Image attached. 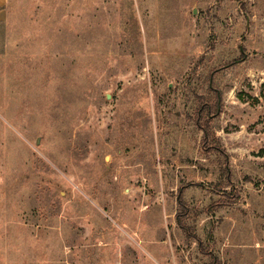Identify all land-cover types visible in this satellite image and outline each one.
<instances>
[{"label": "rangeland", "instance_id": "obj_1", "mask_svg": "<svg viewBox=\"0 0 264 264\" xmlns=\"http://www.w3.org/2000/svg\"><path fill=\"white\" fill-rule=\"evenodd\" d=\"M0 264H264V0H6Z\"/></svg>", "mask_w": 264, "mask_h": 264}, {"label": "crops", "instance_id": "obj_2", "mask_svg": "<svg viewBox=\"0 0 264 264\" xmlns=\"http://www.w3.org/2000/svg\"><path fill=\"white\" fill-rule=\"evenodd\" d=\"M5 3H6V0H0V9L4 6Z\"/></svg>", "mask_w": 264, "mask_h": 264}, {"label": "trees", "instance_id": "obj_3", "mask_svg": "<svg viewBox=\"0 0 264 264\" xmlns=\"http://www.w3.org/2000/svg\"><path fill=\"white\" fill-rule=\"evenodd\" d=\"M178 204H179V206L181 207L182 205H181V202H180V200H178V202H177ZM177 223L178 224H180V221H179V219L177 220Z\"/></svg>", "mask_w": 264, "mask_h": 264}]
</instances>
